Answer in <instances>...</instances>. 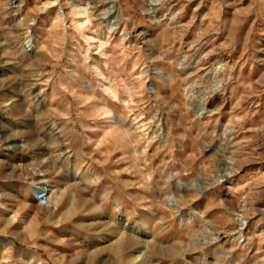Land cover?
<instances>
[{
  "label": "rangeland",
  "instance_id": "374dc122",
  "mask_svg": "<svg viewBox=\"0 0 264 264\" xmlns=\"http://www.w3.org/2000/svg\"><path fill=\"white\" fill-rule=\"evenodd\" d=\"M0 264H264V0H0Z\"/></svg>",
  "mask_w": 264,
  "mask_h": 264
},
{
  "label": "bare ground",
  "instance_id": "6f19581e",
  "mask_svg": "<svg viewBox=\"0 0 264 264\" xmlns=\"http://www.w3.org/2000/svg\"><path fill=\"white\" fill-rule=\"evenodd\" d=\"M77 14L79 15V14H82V12H81V10H78V12H77ZM115 24V26H113V27H111V30L110 31H112V32H120V27H119V24L118 23H114ZM113 25V24H112ZM122 34H123V37H124V39H126V34L124 33V32H122ZM25 41H26V46L27 47H29V46H31V44H32V40H31V36H30V34L25 38ZM213 84L211 85L212 86V88H211V92H215L217 89H218V87L217 86H215V80H213L212 79V81H211ZM233 165V163L232 162H229L228 163V166L229 167H227V169L225 170V176L226 177H230L231 176V171H230V166H232ZM37 190H39V189H37ZM39 193H41L40 191H39ZM41 195H43L42 193H41ZM235 217V221L240 225V227L241 228H243L244 227V225H245V220L243 219V217H241L240 215H235L234 216ZM239 233V232H238ZM239 235H240V233H239ZM131 240V239H130ZM126 244V243H125ZM133 244V243H132ZM131 244V245H132ZM130 245V244H129ZM121 247V246H120ZM118 248V247H117ZM113 249V248H112ZM125 249V248H124ZM141 256V255H140ZM143 256V255H142ZM140 258V257H139ZM148 262V261H147ZM146 262V263H147Z\"/></svg>",
  "mask_w": 264,
  "mask_h": 264
}]
</instances>
